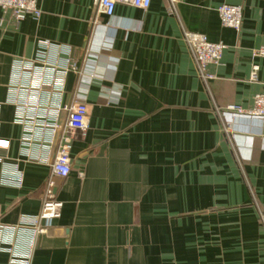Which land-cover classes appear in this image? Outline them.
<instances>
[{"label": "crops", "instance_id": "crops-1", "mask_svg": "<svg viewBox=\"0 0 264 264\" xmlns=\"http://www.w3.org/2000/svg\"><path fill=\"white\" fill-rule=\"evenodd\" d=\"M222 4L241 7L240 31ZM38 7L20 21L0 8V264L28 251L29 264H264V119L227 110L263 90L264 0H152L113 16L93 0ZM187 30L226 46L214 78ZM76 101L88 127L57 179L61 215L33 241L22 221L41 210L58 141L18 116L52 120L45 108Z\"/></svg>", "mask_w": 264, "mask_h": 264}, {"label": "built area", "instance_id": "built-area-1", "mask_svg": "<svg viewBox=\"0 0 264 264\" xmlns=\"http://www.w3.org/2000/svg\"><path fill=\"white\" fill-rule=\"evenodd\" d=\"M38 1L39 0H0V8L4 11H9L15 21H20L27 15L39 16L40 10L38 7ZM177 1L178 0H171L172 3ZM151 2L152 0H93L98 12L107 16H113L118 4L147 10L150 7ZM217 11L224 26L240 31L242 27V9L240 6L222 4L217 8ZM185 38L192 48L203 78H214V76L207 71V68L210 64H219L226 46L223 43L211 42L206 35L196 31L187 30L185 32ZM42 44L46 47L48 42L44 41ZM253 53L256 57L264 58V46L256 48L253 50ZM35 60L44 64L41 58H36ZM70 63L71 61H69V59L66 60L67 65L61 70L63 74L67 72L68 66L71 67L73 65L72 67H74V64ZM52 69L55 70L57 67L52 66ZM257 70L258 66L253 65L251 79H256ZM20 106L32 107L35 110L38 109V106L29 105L27 102L22 103ZM50 110L56 113L57 116L55 119L48 120L45 118L40 122H36L34 116L30 119L24 118L22 115L18 116L21 123L28 122L24 124L27 129L33 130L37 127L41 129V131L47 129L51 134L49 141L50 146L54 144L55 139L58 141L53 157H50L49 155V157L46 158V162L50 166V176L47 178L45 184V194L42 200L41 210L37 215L25 218L22 221V225L27 226L31 230L33 241H35L37 236L47 232L51 220L59 218L61 215L62 202L56 198L55 194L57 179L64 178L70 174V152L72 143L77 132L84 133L88 127L89 106L85 101H76L65 105L58 104L54 108H45L44 113H47ZM227 110L237 114H247L264 119V87L262 91L254 95L253 104L250 109L245 110L231 105ZM63 112L66 113V119L64 122L59 119V115ZM56 136H58V138H56ZM3 143L6 144L7 142L0 141V146L4 145ZM20 183L21 178L19 179L18 184L20 185ZM30 257L31 252L28 251L21 259L22 264H29Z\"/></svg>", "mask_w": 264, "mask_h": 264}]
</instances>
